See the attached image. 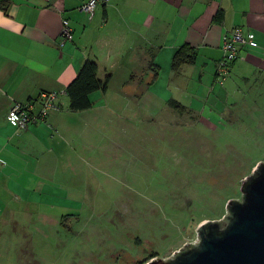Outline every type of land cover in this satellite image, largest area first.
<instances>
[{
  "label": "rangeland",
  "instance_id": "1",
  "mask_svg": "<svg viewBox=\"0 0 264 264\" xmlns=\"http://www.w3.org/2000/svg\"><path fill=\"white\" fill-rule=\"evenodd\" d=\"M239 62L223 85L200 64L180 92L166 69L154 89L180 97L185 114L134 111L119 83L106 99L112 112L92 116L96 130L63 125L31 192L20 179L16 212L1 216L0 264H140L194 243L264 162V61Z\"/></svg>",
  "mask_w": 264,
  "mask_h": 264
},
{
  "label": "crops",
  "instance_id": "2",
  "mask_svg": "<svg viewBox=\"0 0 264 264\" xmlns=\"http://www.w3.org/2000/svg\"><path fill=\"white\" fill-rule=\"evenodd\" d=\"M88 1L0 0L7 4L6 10L0 7V221L2 214L16 212L20 179L29 181L22 193L31 192V181L39 175L42 161L54 151L53 135L63 125L96 130L97 117L92 116L112 112L106 99L117 84L121 83L118 97L130 102L127 106L132 110L138 105L157 116L168 107V100L181 101L178 96L164 98L154 89L163 72L169 69L177 92L188 91L200 64L215 80L224 36L234 29L255 35L256 46L246 47L239 61L258 68L264 61V0H109L98 7L93 19L82 10ZM219 12L223 20L215 22ZM64 19L70 22L73 40L62 48ZM184 45L196 49L197 61L176 75L172 60ZM90 60L97 63L100 80L111 76L107 93L92 94L91 109L71 113L69 121H63L61 113L69 99L60 95L61 108L47 121L26 131L10 123L8 114L14 104L36 102L41 93H63ZM153 65L159 68L158 74ZM206 74L200 71V82ZM44 166L49 171V158ZM14 217L11 214L10 221ZM4 243L3 237L0 244Z\"/></svg>",
  "mask_w": 264,
  "mask_h": 264
},
{
  "label": "water",
  "instance_id": "3",
  "mask_svg": "<svg viewBox=\"0 0 264 264\" xmlns=\"http://www.w3.org/2000/svg\"><path fill=\"white\" fill-rule=\"evenodd\" d=\"M241 193L222 219L198 227L194 243L147 264H264V162L243 182Z\"/></svg>",
  "mask_w": 264,
  "mask_h": 264
},
{
  "label": "built area",
  "instance_id": "4",
  "mask_svg": "<svg viewBox=\"0 0 264 264\" xmlns=\"http://www.w3.org/2000/svg\"><path fill=\"white\" fill-rule=\"evenodd\" d=\"M109 0H89L83 7L90 19L96 15L97 9L101 5H107ZM60 46L63 48L68 42L73 40V29L70 22L64 19L60 35ZM255 35L253 33L245 34L240 28L234 29L231 33L224 36L223 39V59L219 62L216 70V79L223 85L230 74L233 65L242 59L241 53L246 47H255ZM63 93H42L39 98L40 108L37 109L36 102L26 104H14L8 114V119L20 131H26L33 124L44 121L47 116L58 111L57 102Z\"/></svg>",
  "mask_w": 264,
  "mask_h": 264
},
{
  "label": "trees",
  "instance_id": "5",
  "mask_svg": "<svg viewBox=\"0 0 264 264\" xmlns=\"http://www.w3.org/2000/svg\"><path fill=\"white\" fill-rule=\"evenodd\" d=\"M0 7L6 10L7 4L0 3ZM222 20L223 13L219 12L215 18V22H221ZM197 57L198 52L196 51V49L192 48L189 45L182 46L173 57L171 67L172 72L176 75L179 74L184 66L194 65L197 61ZM153 67L154 72L158 74L159 68L155 65H153ZM98 70L99 68L95 61L90 60L85 62L75 80L66 88L65 93L69 99V108L71 112L78 113L91 109L93 107V102L91 100L92 94L96 92H108L111 83V76L106 77L105 80H100L98 78ZM167 106L181 114H185L188 112V108L175 99L168 100ZM36 107L37 109L40 108L39 99L36 101ZM57 107L58 110L61 108L59 101L57 102ZM50 114L44 121H47Z\"/></svg>",
  "mask_w": 264,
  "mask_h": 264
},
{
  "label": "flooded vegetation",
  "instance_id": "6",
  "mask_svg": "<svg viewBox=\"0 0 264 264\" xmlns=\"http://www.w3.org/2000/svg\"><path fill=\"white\" fill-rule=\"evenodd\" d=\"M154 259H157V257L154 256L153 258L147 259L145 262H143V263L141 262L140 264H147L148 262H150V261H152Z\"/></svg>",
  "mask_w": 264,
  "mask_h": 264
}]
</instances>
